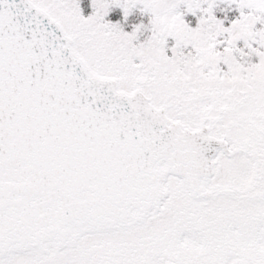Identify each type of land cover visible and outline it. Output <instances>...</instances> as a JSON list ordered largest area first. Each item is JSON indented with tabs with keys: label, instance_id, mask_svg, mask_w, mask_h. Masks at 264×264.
I'll list each match as a JSON object with an SVG mask.
<instances>
[{
	"label": "snow or ice",
	"instance_id": "obj_1",
	"mask_svg": "<svg viewBox=\"0 0 264 264\" xmlns=\"http://www.w3.org/2000/svg\"><path fill=\"white\" fill-rule=\"evenodd\" d=\"M0 264H264V0H0Z\"/></svg>",
	"mask_w": 264,
	"mask_h": 264
}]
</instances>
